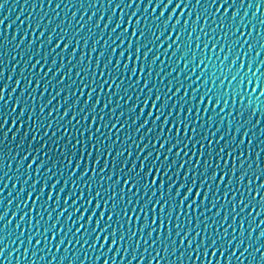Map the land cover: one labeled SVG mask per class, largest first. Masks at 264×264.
I'll return each instance as SVG.
<instances>
[{
	"label": "water",
	"instance_id": "95a60500",
	"mask_svg": "<svg viewBox=\"0 0 264 264\" xmlns=\"http://www.w3.org/2000/svg\"><path fill=\"white\" fill-rule=\"evenodd\" d=\"M129 2L130 0H0V21H2L0 23V89H3L4 97L3 101H0V264H105V261L108 264H193V262L195 264H207L209 259L212 260V264H217V261H219V264H240V261L235 257L229 260L231 253L235 250L236 256L240 255V252L250 242L248 240V233L253 228H255V231L252 232L251 240L253 245L256 244V236L261 231H264V224L260 223L264 221V211H261L264 206L251 204L244 211V216L248 217L244 221L243 227L244 244L239 250L235 249V242L241 239L240 209L239 207L236 209L238 215L235 224H233L232 204L227 203L224 199V185H221L219 191L214 193L215 199L218 201L215 207H212V199L210 197L204 207L198 208L197 211L189 209L185 212L182 209L180 220L176 221L173 219L172 239L177 241L178 250L173 254V250L169 248L167 256L164 253V245L157 242V233L155 232L151 240H148L146 231L142 234L138 233L136 237L132 238L130 244L127 241L126 235L125 241L112 245L111 250H109L108 244H104L101 247L100 243H97L95 248H90L95 238V234L91 233L90 227L88 229L87 244L79 239L80 236L84 235L83 230L75 235H73L75 232L74 227L72 228V232H68L67 229L64 232H60L59 229L65 227V217L73 209L71 200L68 205H64V196L72 191L71 184L61 194L60 206L55 211L52 210L56 199L54 192L53 200L49 202L47 213L37 207L31 213V220L26 215L29 209L33 207L31 201L28 202L27 207L24 206L25 196L33 180L39 181L36 184V191L38 193L40 183L48 179L46 173L49 168H52L53 164L58 165V169L53 170L55 178L60 179L62 172L64 178L67 179L71 169L64 170L65 165L61 159V153H71L73 144L76 145L74 154L76 157L82 155V149L83 154L87 155L91 147L88 143L91 118L88 121H81L80 124H77L76 120H81V116L84 115V113L80 112V109L85 108L86 112L91 111L92 103L98 98L101 103L96 108V123L92 124L91 133H96V129L100 128V133L97 136L105 143V147L109 144H114L112 156H115L116 152L120 151L123 146L124 149L130 150L132 153L129 159V166L131 161L135 160L138 168L140 163L136 159L138 149H142L147 145L145 151L139 153L140 158L142 159L148 152L152 153V159L146 162V167L155 159L156 152L159 150V144L154 149L150 141H154L162 120L157 122L156 131H153L151 134H147L148 128L152 126L151 120H149L145 128L137 132L136 128L147 118L149 109L145 108V115L135 124H133L132 120L133 116L138 114L139 108L137 109V113L129 114L128 112V107L132 104L143 106L147 90L140 93L138 88L131 89L128 93V96L131 97L130 100L124 96L123 92L120 93L119 97L113 96L112 103L103 113V123H107L109 127L103 128L101 127L99 113L100 108L103 107L105 101L108 99V86H104V91L98 97L100 78L97 73L96 91L93 92L91 102L85 106L84 100L87 98L89 89L85 88L83 95H80L81 80L83 79L84 83L88 84L92 73L81 72L79 77L76 75L77 70L85 66L94 68L99 52L106 45H112V39H109V37L112 36L113 39L115 37L110 29L115 25L121 12L124 13L123 19L127 21L130 13L136 10L138 4L139 12L137 17H133V22H135L137 18L153 15L151 7H149L148 13L145 14L144 7L146 4H155L161 2V0H135L131 8L127 7ZM180 2L182 8L177 9L172 22L169 24V30L176 19L179 18L180 25L178 26V30L172 33V39H175L177 35L181 36V40L177 42L181 45V49L176 52L175 56H172L175 46L165 52L167 45L160 47L159 50L156 49L155 43L149 45L152 51L148 56V60L151 61L156 56L160 57L153 66L151 81L157 85L160 84L156 73L161 67L163 68L162 75L167 74L170 66L171 69H175L172 76L175 77L179 74L181 83L184 81L186 75L195 80L203 72L204 75L193 85L194 88L200 87L201 92L209 87L213 89V92H228V105L225 106L221 102L219 107L216 108L217 113L220 112V108H224L223 116L226 119L220 125L214 122L211 126L212 131L215 132L216 127L219 126L220 133L218 135H224L226 139L234 136L236 141L241 139L244 132H248V135L244 137L245 144L242 147L247 149V141L251 139L254 151L264 149V96L260 95L261 91L264 90V23H261V21H264V0H234V3L233 0H229V3L233 6L230 8L229 16L225 18L224 23L227 25L230 22L233 30L240 29V31H236L235 36L231 32H228L227 27L223 29L220 27V16L223 15V11L216 16L206 13V8L212 4V0H200V3L205 7L201 8L197 5V11H192L193 5H196V0H180ZM116 4H120L121 6L115 8ZM184 4H187V7H183ZM257 6H259V11H257ZM114 8L115 14H113ZM159 11L160 9H157L156 15L159 14ZM181 11L184 12L183 16L179 15ZM212 11H215V8ZM189 12L192 13L191 17L188 15ZM233 12L236 13V19L231 21V14ZM198 13L205 14L196 23V31L192 32V22L196 19ZM165 15L167 16V13ZM101 16H103V19H101ZM109 16H112V21L109 28L105 29L104 25L108 22ZM90 17L91 19H89ZM205 19L208 21L207 25L204 23ZM185 20H188V27L186 29L184 28ZM213 20H215V23H213ZM97 23L100 25L98 28L95 27ZM152 27L153 31H155V26ZM122 28L118 31H121ZM201 28L204 29L203 32H201ZM89 29H91V32ZM161 29L163 30L162 24ZM179 29H183V31L180 32ZM241 31L244 33L243 36L240 34ZM190 32L192 35L189 38ZM225 32H228L227 36H225ZM249 32H251V35H249ZM130 34L131 29H129ZM198 36L199 40H197ZM167 37L168 31H165L160 43L163 44V41ZM237 39H239V43H235ZM96 41L99 42L95 43ZM244 41H248V43H244ZM58 43L61 45L60 48H56ZM64 43H69L67 50L63 49ZM94 43L96 51L92 52ZM127 43V38H125L124 47H127ZM117 44H119V41H117ZM197 44H199V48H197ZM249 44L251 45V50L249 49ZM53 48H56L55 53L52 52ZM73 48H75V55L72 54ZM61 52H63V55H61ZM183 53H187V55L181 59ZM257 53H259V56ZM193 55L196 57L195 61L189 62L187 68H185V62L190 61ZM81 56H83V62L78 65L77 61H80ZM116 58L115 56L113 57V63ZM200 59L204 60V64L194 69V64L199 63ZM36 60H40V64L34 68L32 65L35 64ZM53 60H55V67L52 64ZM106 60L107 52L101 64ZM233 61H235V64L232 63ZM126 62L129 64V69H131L132 62L125 59H121V67ZM241 63L244 64L242 69L240 68ZM249 64H251V71H249ZM136 67L139 70L140 64L137 63ZM49 69H51V72L48 71ZM257 69H259L258 72ZM237 72H239V75H237ZM30 73L32 76H36L37 74L43 75L44 73H47V75L44 76L43 80H38L32 79L29 76ZM129 74L126 72L121 77L125 85L129 83ZM233 76H236V80L232 81L230 85L229 81L232 80ZM104 78L107 79V76ZM145 78H147V69H145L144 76L140 77V87L143 86ZM136 79L137 77H132L133 82ZM205 80H207V83H204ZM241 80H243V83L239 87L241 93H243V104L240 102L241 97L236 96L235 106H233V89ZM258 80L259 87L256 86ZM17 81H19V85H17ZM221 81H223L222 84ZM248 81H252V83L248 84ZM117 83H119V80ZM167 84L168 81L164 80L162 92L166 89ZM149 86L151 87V83ZM245 86H247V91H245ZM253 87H256L254 93L252 92ZM112 91H115L114 86ZM183 91L182 88L180 95H183ZM22 93L23 95H21ZM189 94L191 95V91ZM137 95L140 97L139 101L136 99ZM196 95L199 96L200 92ZM169 106L171 107V104ZM14 107L16 108L15 112L12 111ZM21 107L25 109L23 116H20ZM41 109H43V112H41ZM113 109H115L114 113ZM201 109H203V105H201ZM65 111L68 112L67 116L64 115ZM50 113L51 115H49ZM211 114V106H209L207 114L201 111V115L205 119H207V115ZM74 115L76 116V120H72ZM153 115L155 116L156 113L154 112ZM175 115L176 113L173 110V121L175 120ZM193 115H195V112ZM117 118H119L118 123ZM217 119H219V116ZM4 121L6 123H3ZM111 123H117L116 128H112ZM121 126L124 127L121 128ZM249 129L251 130L249 131ZM204 131L205 134H208L207 128ZM174 132L175 130H173V134ZM164 133L168 134L167 126L164 128ZM127 137H131V139H126ZM93 143H95V139ZM222 144L223 141H221ZM65 145L67 148H65ZM196 150L197 152L199 151V145H197ZM166 152L167 146L161 151V161ZM187 152V156L181 154L184 160H188L189 156L192 155L191 145H189ZM28 153H31V155H29L28 160L24 161L18 173L17 166L19 161ZM45 154L47 155V160L45 159ZM206 155L207 145H205ZM12 157L16 159H12ZM33 157L36 158L37 163L45 160V165L39 173L36 171V165H33V168L27 171L28 184H24L27 164L31 162ZM171 158L176 159L177 163L180 161V158L175 157V149ZM251 158L255 159V155L253 154ZM261 158L264 160V153H262ZM95 159L96 154L93 152L91 158L88 160L89 175H91V164ZM104 159L105 153L102 151L100 165L97 166L98 173L99 168L104 164ZM121 159H128L127 151ZM108 160L109 168L104 172L105 177L111 171V157ZM195 160L196 157H192L193 164ZM219 163L223 164V161L221 160ZM82 170L83 165H81V169L77 171L76 175L79 176ZM125 171H127V168H125ZM172 171L175 172L176 168H173ZM17 176H19V179H17ZM182 177L183 170L180 173L181 181ZM87 179L85 177V181ZM96 179L99 180L100 177L97 176ZM115 179L116 176L113 175L112 181L105 180V187L107 188L111 185ZM189 179H191V176ZM249 179L254 180L250 175L245 178L244 185H247ZM218 182L219 180H217ZM262 182H264V179L261 181L254 180L253 189L256 184ZM13 184L16 186L15 189L13 188ZM48 184H51L50 179H48ZM21 186L25 189L23 194L20 193ZM81 187L83 188V185ZM165 187H167V182ZM215 187L216 185L213 184V189ZM236 187L237 185L233 183L232 189H229L228 201L232 200L233 195L236 196L237 202L242 198L241 193H244V187H240L239 193L233 191ZM117 191H119V187ZM47 194L46 186L44 199H47ZM183 194L181 192V197ZM262 194H264V191H262ZM244 196L247 197V193H244ZM247 199L250 200V197H247ZM40 203H43V200ZM78 203L83 204L84 201L81 200ZM64 207L68 208V212L63 217H60L57 228L45 232V227L51 229V225L57 221V214ZM109 207H111V203H109ZM209 208H211L210 211L208 210ZM253 208H255L256 212L260 213L259 216L255 217L254 221L249 216V213L253 212ZM91 211L92 209L89 207L85 212V220L81 223H87V216ZM100 211L101 209L97 210V216L94 217V221L99 218ZM217 211L220 212L219 217L215 215ZM37 212H40V216H37ZM201 212L204 213L203 216L200 215ZM5 213L7 214L5 215ZM49 213L51 214V220L47 219ZM176 214L174 212L173 217ZM78 215L79 213H77ZM107 215L108 212L105 211V220L107 219ZM225 215L228 217L226 222L223 219ZM22 216L23 221H21ZM41 217H43V220L40 226L37 227L36 222ZM148 218L149 222H151V213H149ZM75 219L76 217H73V220ZM205 220L208 221L207 233L205 232ZM187 221H191L190 226L187 224ZM142 222L143 217L141 216L140 223ZM198 222L199 228H197ZM176 223H180L182 228L187 229L190 237L195 236L196 232L199 231L200 235L196 237L197 242L206 235L212 236L213 239L226 237L225 239H221L220 243L216 245V249L224 252L223 257L220 256L219 251L215 257H212V249H209V255L205 258L202 254L203 249H200L199 261L196 260L197 251H193L191 260L188 259L186 254L182 259H178L181 257L182 250L178 243L180 238L174 235ZM111 224L112 227L116 226L115 217ZM158 224L159 222H157V226ZM229 225H232V227H229ZM101 226L103 227V222ZM136 226L138 227L139 224ZM128 227L126 225V233ZM225 229H227V232H225ZM111 230L112 228H109V232ZM234 233V244L232 247H228L227 240L233 239ZM53 234H56V240H51ZM182 235L183 231L181 232ZM61 239L64 241L62 244L60 243ZM37 240H40L39 244H37ZM261 243H264V241H261ZM221 244L225 245V247L221 248ZM186 246L187 242H185ZM57 247H59V251H57ZM157 253H159V256H157ZM241 259H243V264H249V261L252 264H264L260 253H254V258L251 252L245 253V256Z\"/></svg>",
	"mask_w": 264,
	"mask_h": 264
},
{
	"label": "snow or ice",
	"instance_id": "6c2138e0",
	"mask_svg": "<svg viewBox=\"0 0 264 264\" xmlns=\"http://www.w3.org/2000/svg\"><path fill=\"white\" fill-rule=\"evenodd\" d=\"M135 3V0H130L127 7L131 8ZM234 3V0H233ZM197 5L201 8L205 6L200 3V0H196V5H193L192 11H197ZM121 5L116 4L115 8H119ZM233 5L229 3V0H212V4L208 5L206 8V13L211 16L218 15L221 11H223V15L220 16L221 25L220 27L223 29L225 27L228 28V32H231L233 36H235L236 31H240V29L233 30L231 23L225 24V18L229 16V10ZM59 7V5H57ZM149 7H151L152 16L145 15L144 17L137 18L135 22H133V17H137L139 12V5L137 4L136 10L132 11L125 21L123 19L124 13L121 12L120 16L117 18L116 23L113 27H111L110 31L115 37L113 39L112 36L109 39H112V45H106V47L99 52V55L96 58V64L94 68L89 66H85L77 70L76 75L79 77L81 72L88 73L91 72V80L88 84L84 83V80H81L80 86V95H83L84 89L88 88L87 98L84 100L85 106H87L91 100L93 92L96 91L97 86V73L100 78L99 84V92L97 93L98 97L100 93L104 91V86H108V99L105 101L103 107L100 108L99 118L101 121V127L108 128L109 125L107 123H103L104 121V110L109 107L112 103V97H119L120 93L123 92L125 97H128L130 100L131 97L128 96V93L131 89L138 88L140 93H143L147 90V95L144 97L143 106L141 107L139 104H132L128 107L129 114L137 113V109L139 108L138 114L133 116V124H135L142 116L145 115V108H148L147 118L143 123L139 124L136 128V131L139 132L141 129L145 128L151 120L152 126L148 128L147 134H151L153 131H156V124L158 121H161L160 129L157 131L154 141H150L152 143L153 148H156V145L159 144V150L156 152L155 159L151 164H148L146 167V162L152 159V153L148 152L147 155H144L143 158H140L139 153L144 152L147 148L145 145L144 148L138 149V155L136 157L137 160L140 161L139 167L137 168V164L135 160L131 161L129 166V159L132 156V153L128 149H124L121 147L120 151H117L115 156H112V149L114 144H109L105 147V143L102 142L101 138L97 136L100 133V128L96 129V133H91L92 124L96 123V108L100 105L101 101L98 98L94 103H92L91 111H87L85 108L80 109L81 113L84 115L81 116V120H76V116L72 117V120H76L77 124H80L81 121H88L91 118V122L89 124V136L88 143L91 145L90 149L85 156L83 154L80 157H76L75 149L76 145H72L71 153H61V159L65 165V171L71 169L67 179L64 178L61 172V178L56 179L54 169H58V165L53 164L52 168L48 169L46 176L51 180V184H48V179H45L43 183H40L39 192L36 191V184L39 181L33 180L29 190L27 191V195L25 196V204L27 207L28 202L31 201L33 207L29 209V212L26 215L29 216L31 220V213L36 210L37 207L43 209L44 212H48L49 202L53 200V193L55 192V203L52 206V210L55 211L57 207L60 206V196L65 192V189L69 184L72 186V191L64 196V205H68L71 200L73 209L65 217V227L60 228V232H64L67 229L68 232H72V228H75V232L73 235L80 233L82 230L84 232L83 236H80L79 239L82 240L85 244L88 242V229L91 228V233L95 234V238L90 245V248H95L97 243H100L101 247L104 244L109 245V250H111L112 245H116L118 243H122L126 239L130 244L133 237H136L138 233L147 232L148 240H151L153 237V233H157V242H160L164 245V253L167 256L168 249L171 248L173 250V254L177 249V241L172 239L173 237V219L176 221L180 220L181 210H192L197 211L198 208L204 207L205 203L210 199H212V207L218 203L215 199V192H218L221 185H224V199L227 203L232 204V221L233 224L236 222V217L238 215L236 209L239 207L240 212V237L239 241L235 242V249L239 250L241 246L244 244V221L248 218L244 216V211L251 205L257 204L260 206H264V182L256 184L253 189L252 185L255 181H261L264 179V160H262V153H264V149L253 150L252 144L253 141L249 139L247 141L248 147L244 149L242 146L245 144L244 137L248 135V132H244L239 141H236L235 137H231L226 139L224 135H218L220 133V127L217 126L215 132L212 131V125L215 122L217 125L223 124L226 117L223 116L224 108H220V112H216V108L219 107L221 102L225 106L228 105V92L225 91L220 93L219 91L213 92L211 87L207 88L203 92L200 91V87H193L200 79L204 73H201V76H197L195 80H193L190 76H185L184 81L180 82V75L177 74L175 77L172 76L173 71L175 69H171L167 72L166 75H162L163 68L156 73L157 78L160 81V84L157 85L151 81V77L153 75L152 69L156 62L160 59L159 56L153 57L151 61L148 60V56L152 51V48L149 45L155 43V47L159 50L160 47L167 45L165 52L169 49H172L175 46V51L172 52V56L176 55V52L180 51L181 45L177 43L181 40V36L177 35L175 39H172V33L178 30V26L180 25L179 18L176 19L175 23L172 24L171 29L169 30V24L173 20V16L176 14L177 9L182 8V4L180 0H161V2H157L155 4H146L144 7L145 14L148 13ZM183 7H187V4H184ZM115 8L113 10V14H115ZM215 8V11L212 9ZM157 9H160L159 14L156 15ZM257 11H259V6H257ZM167 13V16L165 15ZM205 13H198L196 19L192 22V32L196 31L195 25L201 19V16ZM179 15L183 16L184 12L181 11ZM189 17H191L192 13H188ZM74 18V15H73ZM91 19V17L89 18ZM103 19V16H101ZM236 19V13L233 12L231 14V21ZM112 16L108 17V22L104 25L105 29L109 28L111 24ZM143 21V24H142ZM2 23V21H0ZM205 25L208 24L207 19L204 20ZM215 23V20H213ZM264 23V21H261ZM161 24L163 30L161 29ZM123 25V28H122ZM155 26V31H153V27ZM95 27H100L99 23L95 25ZM188 27V20L184 21V28ZM122 28L121 31H118ZM129 29H131V34L129 35ZM91 32V29H89ZM168 31V37L163 41V44L160 43L161 37L164 36V32ZM180 32L183 29H179ZM204 29L201 28V32ZM228 32H225V36L228 35ZM241 36L244 35L243 31L240 32ZM192 33H189V38ZM251 35V32H249ZM127 38V47H124V41ZM199 40V36L197 37ZM119 41V44H117ZM96 41L95 43H98ZM86 43V41H85ZM95 43L92 48V52L96 51ZM235 43H239V39L235 41ZM244 43H248V41H244ZM61 45L58 43L56 48H60ZM69 47V43H64L63 49L67 50ZM207 47V45H205ZM56 48L52 49V52L55 53ZM134 48V50H133ZM197 48H199V44H197ZM119 49V51H118ZM249 49L251 50V45L249 44ZM107 52V60L101 64V61L104 60L105 53ZM73 55H75V48H73ZM47 55V54H46ZM63 55V52H61ZM187 53H183L181 59ZM259 56V53H257ZM117 57L115 62L113 63V57ZM46 58V56H45ZM121 59H125L126 61L132 62V67L129 69V64L126 62L121 67ZM196 57L193 55L190 61L185 62V68H187L189 62L195 61ZM227 59V57H225ZM83 56H81L80 61H77V64H82ZM137 63L140 64L139 70L137 69ZM235 64V61L232 62ZM40 64V60H36L35 64L32 67H36ZM53 67H55V60L52 61ZM204 64V60L200 59L199 63L194 64V69L199 68L200 65ZM215 67V66H214ZM244 64L241 63L240 68L242 69ZM249 71H251V64H249ZM145 69H147V78L143 81V86L141 85L140 77H143L145 74ZM51 72V69L48 70ZM259 69H257V72ZM43 72V70H41ZM130 73L128 76L129 83L125 85L124 80L121 78L124 76V73ZM37 74L36 76H32L30 73L29 76L32 79L43 80L44 76ZM215 75V73H213ZM239 75V72H237ZM107 76V79L104 77ZM137 77V79L133 82L132 77ZM119 80V83L117 81ZM164 80L168 81L166 89L162 92V86L164 84ZM236 80V76L232 77V80L229 81L231 85L232 81ZM50 83V81H49ZM151 83V87L149 86ZM207 83V80L204 81ZM223 81H221V84ZM243 83V80L239 81L236 87L233 89L232 94V103L235 106V97H241V104H243V93L240 91L239 85ZM252 81H248V84H251ZM17 85H19V81H17ZM39 86V85H37ZM113 86L115 87V91H112ZM257 87H259V80L257 81ZM183 88V95H180L181 89ZM191 91V95L189 92ZM245 91H247V86H245ZM256 91V87L252 88V92ZM200 92V95L196 94ZM59 94V93H58ZM23 95V93L21 94ZM75 95V93H73ZM261 96H264V90L260 93ZM3 89H0V101H3ZM137 101H139V95L136 96ZM78 102V101H77ZM50 103V102H49ZM127 103V101H126ZM171 104V107L169 106ZM201 105H203V109H201ZM209 106H211V115H207V119L201 115V111L204 114L209 112ZM75 107V105H73ZM173 110L175 111V120H172ZM13 112L16 111L14 107L12 109ZM25 109L23 107L20 108V116H23ZM113 113L115 109L112 110ZM43 112V109H41ZM154 112L156 115L154 116ZM195 112V115L193 113ZM51 115V113L49 114ZM65 116L68 115V112L65 111ZM123 115V113H121ZM231 115V113H229ZM219 116V119L217 117ZM31 119V117H29ZM119 118H117L118 123ZM3 123H6L4 121ZM71 123V121H69ZM117 123H111L112 128H116ZM259 123V122H257ZM165 126L168 127V134L164 133ZM124 126H121L123 128ZM207 128L208 134H205V129ZM173 130H175L173 134ZM251 129H249L250 131ZM239 131V129H237ZM95 139V143L93 140ZM126 139H131V137H127ZM162 141V142H161ZM221 141L223 144L221 145ZM142 142V141H141ZM183 145V147H181ZM189 145L192 146V155L189 156L188 160H184L182 155L187 156V149ZM197 145H199V151L197 152ZM205 145H207V155L205 156ZM167 146V152L163 156V160L161 161V151L165 149ZM259 147V146H258ZM65 148L67 146L65 145ZM175 149V157L180 158L179 163H177L176 159H172L173 150ZM43 151V149H41ZM105 153L104 164L99 168V173L97 172V166L100 165V155L101 152ZM127 151L128 159H121L125 156V152ZM95 152L96 159L91 164V175H89V163L88 160L91 158L92 153ZM255 155V159L251 157ZM29 155L31 153L26 154L20 161L17 166V172L19 173L20 167L23 166L24 161L28 160ZM111 157V171L108 172V175L105 177L104 172L109 168V160ZM192 157H196L195 163L192 162ZM12 159H16L12 157ZM45 159L47 160V155L45 154ZM223 161V164L219 163V161ZM75 161V163H73ZM33 165H36L37 173L40 172L41 168L45 165V160H42L40 163H37L35 157L32 158L31 162L27 164V169L25 173L24 184H28L27 171L33 168ZM81 165H83V170L80 172V175L77 176L76 173L81 169ZM127 168V171H125ZM176 168V171L173 172L172 169ZM118 169V170H117ZM183 170L182 181L180 179V173ZM7 175V174H5ZM113 175L116 176L114 182L111 183L107 188L104 185V181H112ZM254 178L249 179L247 185H244L245 178L249 177ZM99 176L100 179L97 180L96 177ZM191 176V179L189 177ZM85 177H87V181H85ZM151 178V179H150ZM175 178V179H174ZM19 179V176H17ZM217 180L219 182L217 183ZM159 181V183H158ZM167 182V187L165 184ZM233 183L237 185V187L233 190L234 192L239 193L240 187H244V193H247V197H250V200L244 196V193H241V199L237 202L236 196H232V200L228 201L227 196L229 194V189H232ZM213 184L216 185L215 189H213ZM83 185V188L81 187ZM47 186V199H44V193ZM59 186V187H58ZM15 184H13V188L15 189ZM119 187V191L117 188ZM175 189V191H173ZM25 191L24 187L21 186L20 193L23 194ZM110 192V194H109ZM181 192H183V196L181 197ZM86 193V195H85ZM191 197V199H190ZM19 198V197H18ZM43 200V203L40 201ZM83 200V204H79L78 202ZM102 201V202H101ZM199 201V203H198ZM11 203V201H9ZM109 203H111V207H109ZM91 207L92 211L87 216V223H81L85 220V212L88 208ZM83 209V211H82ZM101 209L99 212V218L95 219L97 216V210ZM209 211L211 208L208 209ZM105 211L108 212L107 219L105 220ZM264 211V208L261 209ZM68 212V208L64 207L57 214V221L51 225V229L45 227V232L56 229L60 217H63L65 213ZM176 212V216L173 217V213ZM77 213L79 215L77 216ZM149 213H151L152 219L149 222ZM255 213V215H253ZM7 213H5L6 215ZM37 216H40V212L36 213ZM201 216L204 215L203 212L200 213ZM216 217L220 216V212H216ZM260 213L256 212L255 208H253V212L249 213V216L252 217L253 221L256 216H259ZM141 216L143 217V222L140 223ZM73 217H76L73 220ZM115 217L116 226L112 227L111 222ZM48 220H51V214L49 213L47 216ZM224 221L226 222L228 217L224 216ZM43 217L37 220V227L40 226ZM21 221H23V216L21 217ZM123 221V222H122ZM70 222V223H69ZM103 222V227L101 226ZM157 222H159L157 226ZM11 223V221H9ZM206 227L205 232L208 231V221H204ZM264 224V221L260 222ZM139 224L137 227L136 225ZM187 224L190 226L191 221H187ZM126 225L129 226L127 228V233L125 231ZM7 226V225H5ZM223 226V225H221ZM232 227V225H229ZM259 227V225H257ZM109 228L112 230L109 232ZM197 228H199V222L197 223ZM166 230V231H165ZM183 231V235L181 236V232ZM255 231L253 228L248 233L249 244L244 247L243 251L240 252V255L236 256V251L234 250L231 253V257H235L240 261V264H243V258L245 253L253 254L260 253L261 259L264 260V231H261L258 236H256V244L253 245L251 243L252 240V232ZM227 232V229H225ZM174 235L179 237V245L181 252V257L178 259H182L186 254L188 259H192L193 251H197L196 260H200V249H203V256L205 258L209 255V249H212L211 256L215 257L217 252L219 251L220 256L223 257L224 252L216 249V245L220 243L221 239H225L226 237H218L217 239H213L212 236L206 235L204 238H201L198 242L196 237L200 235V232L197 231L195 236H191L189 231L185 228H182L180 223H176ZM235 233L233 234V239L227 240V246L232 247L234 244ZM51 240H56V234L51 236ZM37 244L40 243V240L36 241ZM185 242H187V246L185 247ZM60 243H64L63 239L60 240ZM225 247V245L221 244V248ZM57 251H59V247H57ZM159 256V253H157ZM105 264H108L105 261ZM195 264V262H193ZM207 264H212V260H208ZM219 264V261H217ZM249 264H252L249 261Z\"/></svg>",
	"mask_w": 264,
	"mask_h": 264
}]
</instances>
